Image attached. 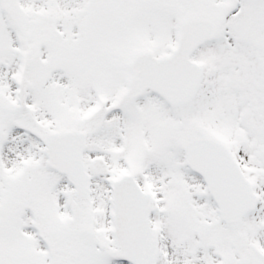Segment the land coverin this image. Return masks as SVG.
<instances>
[{
  "label": "snow or ice",
  "instance_id": "1",
  "mask_svg": "<svg viewBox=\"0 0 264 264\" xmlns=\"http://www.w3.org/2000/svg\"><path fill=\"white\" fill-rule=\"evenodd\" d=\"M0 264H264V0H0Z\"/></svg>",
  "mask_w": 264,
  "mask_h": 264
}]
</instances>
